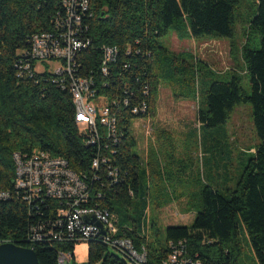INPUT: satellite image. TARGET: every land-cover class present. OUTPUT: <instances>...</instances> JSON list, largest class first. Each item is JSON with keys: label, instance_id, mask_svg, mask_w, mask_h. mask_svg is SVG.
<instances>
[{"label": "trees", "instance_id": "1", "mask_svg": "<svg viewBox=\"0 0 264 264\" xmlns=\"http://www.w3.org/2000/svg\"><path fill=\"white\" fill-rule=\"evenodd\" d=\"M87 2V9L75 8L77 16L71 19L62 0H0V192L9 195L0 200V238L33 249L39 264H61L62 255L69 261L81 242L89 244L87 264H248L241 236L245 232L257 263L264 264V0L255 1L248 33L242 28L243 37L247 35L243 74L230 70L225 79H215L213 70L196 60H182L185 67L180 66L184 55L170 61L171 52L161 39L173 28L180 40H234L242 0ZM253 30L260 36L257 46L251 44ZM42 34L53 35L61 47L67 48L69 41L79 47L71 46L70 59H40L34 54V38ZM162 59L168 63L165 74L185 76L188 93L174 91L175 96L199 102L202 146L204 131L226 125L242 105H251L260 141L249 150L237 186L223 193L218 186L203 185L200 203L193 205V224L167 227L164 242L155 224L148 234L140 222L130 226L128 217L116 215L142 205L139 216L144 217L156 197L153 183L167 175L149 158L148 171L142 169L132 131L136 119L156 115L161 86L156 67ZM188 69H195L191 78ZM76 81H87L92 101H105L115 132L100 127L97 136L77 124ZM35 153L67 162L85 185L78 205L45 191L30 196L16 187L14 155L29 159ZM205 158L204 153L203 167ZM83 209L108 214L116 234L103 226L82 241V232L69 228L64 212ZM121 240L130 242L143 261L121 247Z\"/></svg>", "mask_w": 264, "mask_h": 264}, {"label": "rangeland", "instance_id": "2", "mask_svg": "<svg viewBox=\"0 0 264 264\" xmlns=\"http://www.w3.org/2000/svg\"><path fill=\"white\" fill-rule=\"evenodd\" d=\"M255 1L242 0L238 32L234 40L211 36L180 40L172 28L168 35L161 39L163 45L171 52L170 61H173L174 57L178 58V55H184V59L178 58L180 66L185 67L182 60L190 64L196 60L212 69L215 79L230 77V70H237L243 74L242 45L246 42L249 22L257 9ZM242 28L246 33L244 37ZM259 38V33L253 30L251 44L257 46ZM232 41L234 43H231ZM165 61L162 59L156 67L161 77L156 115L136 119L132 131L137 141L134 152L142 158V169L148 171L149 158L152 164L161 172L165 170L167 175L153 183L152 191L156 197L148 206L144 217L139 216V209L143 212L142 205L138 208L133 206L127 212H116L117 219L128 217L126 223L130 226L133 222H140L141 227L143 226L142 231L146 226L148 234L150 226L155 224L156 229L161 232L162 242L165 241L167 227L193 224L197 213L193 205L200 203L203 185L218 186L223 193H226V189L237 186L243 177L249 150L257 148L260 143L253 126L252 107L242 105L234 109L226 125L217 130L204 131L202 146L198 122L199 102L175 96L174 91L188 93L185 76L172 77L165 74L168 66ZM54 68L55 66H52L53 70ZM191 72L193 75L196 74L195 69H188V78H191L189 75ZM226 72L228 74L224 75ZM177 78H180V83ZM243 86L247 92L250 91L247 77L243 79ZM195 89L197 92V85ZM95 104L102 108L105 101L99 99ZM203 150L206 155L205 167ZM241 236L247 263L258 264L247 234L242 232ZM88 251V243L76 244L74 257L66 264H87ZM113 253L122 257L116 251Z\"/></svg>", "mask_w": 264, "mask_h": 264}, {"label": "built area", "instance_id": "3", "mask_svg": "<svg viewBox=\"0 0 264 264\" xmlns=\"http://www.w3.org/2000/svg\"><path fill=\"white\" fill-rule=\"evenodd\" d=\"M67 6L69 17L75 19V8L87 9V0H62ZM78 22L79 19H76ZM70 40V39H69ZM71 45L67 48L57 44L53 35L42 34L34 38V54L40 59L67 58L72 56V45L74 48L79 47L78 44L69 41ZM61 69V68H60ZM68 71L70 67L67 68ZM76 109V122L83 130L93 132L95 135L99 133L100 127L109 131L115 132L114 120L112 119L110 109L105 105L98 108L95 101H92L93 94H90V88L87 81H76L72 86ZM14 160L16 163V187L28 192L30 196L38 195L40 191H45L48 196L60 199L71 200L73 207L78 205L80 199H84L85 185L80 181L78 176L73 173L67 165V162L61 159H52L46 154L35 153L29 159H23L21 155L15 154ZM28 194V195H29ZM7 193L0 192V200L8 198ZM64 215L70 219L69 228L80 229L83 234L82 241H88L90 237L96 234L100 227L85 223V218H95L104 227L106 226L114 235L117 229L114 223L110 221V217L106 213H102L93 209L69 210L65 211ZM82 220V221H81ZM10 244V241L0 238V245ZM118 244L124 249L130 251L138 261H143V257L139 256L132 248V244L127 241H118ZM68 258L65 255L60 257V263L65 264ZM176 262V257L171 259Z\"/></svg>", "mask_w": 264, "mask_h": 264}, {"label": "water", "instance_id": "4", "mask_svg": "<svg viewBox=\"0 0 264 264\" xmlns=\"http://www.w3.org/2000/svg\"><path fill=\"white\" fill-rule=\"evenodd\" d=\"M85 220L103 229V225L95 218H85ZM0 264H39V261L33 249L16 244H2L0 245Z\"/></svg>", "mask_w": 264, "mask_h": 264}, {"label": "bare ground", "instance_id": "5", "mask_svg": "<svg viewBox=\"0 0 264 264\" xmlns=\"http://www.w3.org/2000/svg\"><path fill=\"white\" fill-rule=\"evenodd\" d=\"M143 257V259H144V256H142ZM146 258V257H145Z\"/></svg>", "mask_w": 264, "mask_h": 264}]
</instances>
